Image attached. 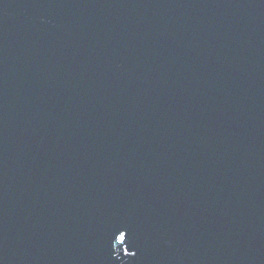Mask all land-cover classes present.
<instances>
[{"label": "water", "instance_id": "1", "mask_svg": "<svg viewBox=\"0 0 264 264\" xmlns=\"http://www.w3.org/2000/svg\"><path fill=\"white\" fill-rule=\"evenodd\" d=\"M0 264H264V0H0Z\"/></svg>", "mask_w": 264, "mask_h": 264}]
</instances>
